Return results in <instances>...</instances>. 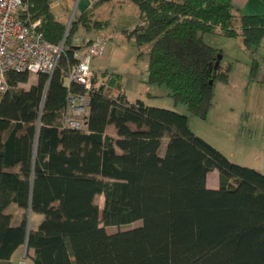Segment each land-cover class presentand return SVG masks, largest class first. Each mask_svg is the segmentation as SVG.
<instances>
[{
    "label": "trees",
    "instance_id": "obj_1",
    "mask_svg": "<svg viewBox=\"0 0 264 264\" xmlns=\"http://www.w3.org/2000/svg\"><path fill=\"white\" fill-rule=\"evenodd\" d=\"M129 1L140 20L128 36L151 46L147 84L167 87L175 109L206 119L231 65L216 69L222 51L205 34L241 38L256 52L264 15H244L232 0ZM98 5L74 19L66 39L50 0H26L20 11L27 25L41 21L36 31L47 41L65 44L52 75L39 74L26 90L30 75L10 73L0 99L1 264H17L12 257L26 243L30 264H264V173L196 135L188 115L128 101L122 75L106 71V85L94 75L85 127L66 125L70 92H86L66 83L76 33L108 26L95 19ZM259 70L254 59L251 80ZM215 170L219 188L211 189ZM13 206L23 212L17 225ZM30 213L43 217L34 230Z\"/></svg>",
    "mask_w": 264,
    "mask_h": 264
},
{
    "label": "rangeland",
    "instance_id": "obj_2",
    "mask_svg": "<svg viewBox=\"0 0 264 264\" xmlns=\"http://www.w3.org/2000/svg\"><path fill=\"white\" fill-rule=\"evenodd\" d=\"M99 7L100 5L96 8L97 14L95 9V19L106 21L107 28L99 32L80 29L76 33L75 39L77 46L82 45L84 40L89 41L100 38L106 42L104 54L93 61L92 69L97 77V87L103 84L106 85L108 81L109 77L103 76L104 72L121 74L123 78L122 90L126 93L128 101L131 99L136 102L141 99L150 106L171 109L186 114L190 118L191 129L196 135L202 137L213 146L222 148L224 151L231 153V151L238 150L242 139L239 137L237 128H232V123L228 122L229 113L233 111L236 113L246 105L251 106L253 110L261 107L262 114H264V85H258L256 89H253L252 85L250 86L251 89H249L248 85L253 59L252 50H248L239 38L225 36L222 33L205 34V41L222 51L221 63L223 65L231 63V69L229 72V87H226L227 89H219L221 87L214 89L216 105L210 109L207 118L202 119L189 114L185 105H179L175 109L174 101L170 97L171 91L167 87L147 84L151 46L147 44L140 47L134 37L128 36V32L133 31L139 24V8L132 2H113ZM72 22L69 20L65 21L66 27L71 26ZM259 52H261L260 49L256 53L259 54ZM37 78V75H31L29 82L20 85V87L26 90L29 89L33 83H36ZM66 83L68 84V81ZM219 84L220 82L217 83V86ZM119 92L120 90L116 86L110 91L114 96H118ZM149 95L155 98H149ZM229 96L233 99L229 98ZM167 142L166 140L164 143L167 144ZM262 143L263 140L261 139L259 141L261 145L260 157L264 156V143L263 145ZM100 204L103 206V198L100 199ZM31 219L30 221H32L33 225L38 221V217L35 215ZM42 219L43 217L41 216L38 223H41ZM139 225H141V222L122 227H109L107 231L114 233ZM32 254L33 252L24 246L17 253V264H30Z\"/></svg>",
    "mask_w": 264,
    "mask_h": 264
},
{
    "label": "built area",
    "instance_id": "obj_3",
    "mask_svg": "<svg viewBox=\"0 0 264 264\" xmlns=\"http://www.w3.org/2000/svg\"><path fill=\"white\" fill-rule=\"evenodd\" d=\"M26 0H0V99L8 92L10 73L52 75L64 51L65 39L60 45L47 41L36 29L41 21L25 24L19 17ZM106 42L102 39L86 47L74 49L75 66L67 76L68 83H76L85 93L70 92L65 123L73 129H82L88 120L89 92L93 88L95 58L104 54Z\"/></svg>",
    "mask_w": 264,
    "mask_h": 264
},
{
    "label": "crops",
    "instance_id": "obj_4",
    "mask_svg": "<svg viewBox=\"0 0 264 264\" xmlns=\"http://www.w3.org/2000/svg\"><path fill=\"white\" fill-rule=\"evenodd\" d=\"M170 1H182V0H170ZM232 1L241 10V12L244 15H264V3L261 0H232ZM50 2L54 16L60 22L65 24V21L69 20L72 22L76 17L92 9L94 5L97 3L100 5V7H102L105 4H110L113 2L125 3L130 1L129 0H50ZM96 14H97V9H96ZM97 20L103 21L102 19H97ZM259 49L261 52H259L258 54L256 52L259 51ZM257 51L252 52L253 53L252 62L254 59H258L260 61V70L257 79L254 81L250 79V72H249V77H248L249 89H251L250 88L251 85L253 86V89H256L258 85L261 86L264 85V73H263L264 40ZM221 65L223 67H227L228 65H231V63L225 65L221 63ZM229 83H230V79L227 83L220 82L219 86H217L216 83L215 89L218 87H221L219 89L229 87L230 85ZM229 98L233 99L231 96H229ZM130 102H134V100L130 99ZM215 105L216 103H214V106ZM228 122H230V124L232 123L231 125L232 128L235 127L237 128L239 137L240 139H242L241 140L242 142H240L239 145V149L231 151L230 153L228 151H224L222 148L216 147L215 145L214 146L222 153H224L231 161L244 166L254 168L264 173V156L260 157L259 155V151H261V145L259 144V141H261L262 139L264 143V114H262L261 107L257 110H253L251 106L245 105L242 109H239L238 112L235 113L233 111L229 113ZM233 124L235 125L233 126ZM211 178L212 180L210 181ZM207 186L211 189L219 188V172L217 170L213 171L208 175ZM12 208H13L12 214L14 217L13 222L14 225H17L21 222L23 212L17 206H13ZM34 215L38 217V221L34 225L31 223L32 221H30L29 224L30 230L36 229L40 224L38 222L42 215L30 213L29 214L30 220H32L31 218ZM20 249H18V251H16V253L12 257V261L14 263H17V253L20 251Z\"/></svg>",
    "mask_w": 264,
    "mask_h": 264
},
{
    "label": "water",
    "instance_id": "obj_5",
    "mask_svg": "<svg viewBox=\"0 0 264 264\" xmlns=\"http://www.w3.org/2000/svg\"><path fill=\"white\" fill-rule=\"evenodd\" d=\"M221 60H222V56H219L218 61H217V63H216V69L220 66V64H221ZM27 244H28V243H26V247H27Z\"/></svg>",
    "mask_w": 264,
    "mask_h": 264
}]
</instances>
